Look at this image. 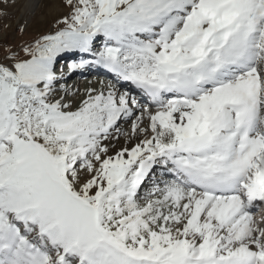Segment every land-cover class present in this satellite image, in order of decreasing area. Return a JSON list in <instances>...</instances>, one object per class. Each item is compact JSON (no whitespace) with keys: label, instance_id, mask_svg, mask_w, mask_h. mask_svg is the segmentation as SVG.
I'll list each match as a JSON object with an SVG mask.
<instances>
[{"label":"snow or ice","instance_id":"6c2138e0","mask_svg":"<svg viewBox=\"0 0 264 264\" xmlns=\"http://www.w3.org/2000/svg\"><path fill=\"white\" fill-rule=\"evenodd\" d=\"M58 2L0 62V264H264V0Z\"/></svg>","mask_w":264,"mask_h":264},{"label":"rangeland","instance_id":"374dc122","mask_svg":"<svg viewBox=\"0 0 264 264\" xmlns=\"http://www.w3.org/2000/svg\"><path fill=\"white\" fill-rule=\"evenodd\" d=\"M26 1L16 0V2H13V0H8L7 5L0 3V62L7 63L4 60V55L9 48L18 53V58H24L23 52L20 51L21 48L25 44L33 42L40 34L48 32L54 18L66 14L68 11L59 5L58 0L55 4L50 3L49 0H41V7L38 9L36 16L31 19L26 29L21 32L18 26L24 19L25 13L23 9L27 3ZM73 83L76 85L77 79L68 80L65 88ZM122 127L124 128V124ZM256 214L257 216L264 215V210H258Z\"/></svg>","mask_w":264,"mask_h":264},{"label":"bare ground","instance_id":"6f19581e","mask_svg":"<svg viewBox=\"0 0 264 264\" xmlns=\"http://www.w3.org/2000/svg\"><path fill=\"white\" fill-rule=\"evenodd\" d=\"M26 2L28 3L29 0H27ZM62 58H64V57H62ZM56 70H57V72L61 71L60 70V64L59 65L56 64ZM75 72L78 73L77 77L75 78V79H77V84L74 85V83H73V84H70L66 87L68 92L70 94H72L69 96L70 99L73 98V96H74L78 100L79 98L82 97L84 90L88 87H93V88L99 89L101 87V81H103L105 87L109 83L116 84V81L111 77V74L107 73L104 69H101V68L88 67V68L82 69L80 71H75ZM75 72H72V73H75ZM70 81H72V80H70ZM116 86L118 88H120V90L122 91L123 87H121L118 84ZM129 125H130V121L128 122V124H124V129L127 130ZM123 143H124V140L122 138V139H120V145H122ZM120 145H118V147Z\"/></svg>","mask_w":264,"mask_h":264}]
</instances>
